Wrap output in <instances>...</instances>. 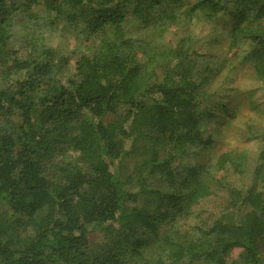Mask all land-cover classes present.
I'll use <instances>...</instances> for the list:
<instances>
[{
	"label": "trees",
	"instance_id": "obj_1",
	"mask_svg": "<svg viewBox=\"0 0 264 264\" xmlns=\"http://www.w3.org/2000/svg\"><path fill=\"white\" fill-rule=\"evenodd\" d=\"M221 40L224 59L201 51ZM228 57L264 89V0H0V264H264V126L181 176Z\"/></svg>",
	"mask_w": 264,
	"mask_h": 264
},
{
	"label": "rangeland",
	"instance_id": "obj_2",
	"mask_svg": "<svg viewBox=\"0 0 264 264\" xmlns=\"http://www.w3.org/2000/svg\"><path fill=\"white\" fill-rule=\"evenodd\" d=\"M188 1L190 0H185L186 3ZM226 21H228V18ZM62 26L50 36L49 42L70 53L69 51L75 48L74 38L70 31L67 29L62 30ZM222 26L218 22L215 25L216 31L214 32L211 31V25L209 24L193 25L192 29L204 38L203 41L210 42L216 38L218 32L222 31ZM132 29H134V38L138 39H143L150 32V26L144 24L134 26ZM176 32L178 34L184 33L182 28L176 30ZM226 46V40H221L219 44L208 45L207 48L203 46L201 51L206 52L207 55H215L220 59H224ZM80 52L81 49H78L72 53V60L75 61ZM71 66H74V62H72ZM223 66L221 73L214 78L211 84L210 89L215 95L207 105L204 104L200 108V112L204 115L206 131L211 135L212 141L203 147L193 150L188 158L187 167L185 163L184 167L186 169L183 170L181 175L183 178L189 177L190 172L188 169L190 167L191 169H197L211 166L222 152L245 148L254 149L257 141L249 136L247 132L248 126H264L260 118L261 113L251 110L252 108L250 107L251 100H258L264 108V89L255 80L251 63L236 57H228ZM223 104L227 105V112L221 111L220 106ZM207 207L201 209L202 214H199L198 217L193 215L189 224L199 225L203 221H211L213 219L212 212L215 211L214 213H216V210ZM159 228L161 236H163V233L169 232L170 229L165 224H161ZM89 237L96 243L103 240V234L99 231L91 232ZM151 239V237H148L146 248L152 243ZM237 256L238 251H234L228 256L226 264H231Z\"/></svg>",
	"mask_w": 264,
	"mask_h": 264
}]
</instances>
